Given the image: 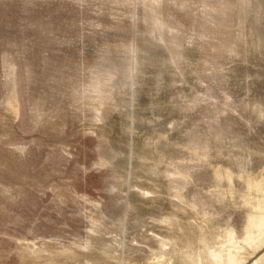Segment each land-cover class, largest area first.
I'll use <instances>...</instances> for the list:
<instances>
[{
	"label": "rangeland",
	"instance_id": "obj_1",
	"mask_svg": "<svg viewBox=\"0 0 264 264\" xmlns=\"http://www.w3.org/2000/svg\"><path fill=\"white\" fill-rule=\"evenodd\" d=\"M0 264H264V0H0Z\"/></svg>",
	"mask_w": 264,
	"mask_h": 264
}]
</instances>
